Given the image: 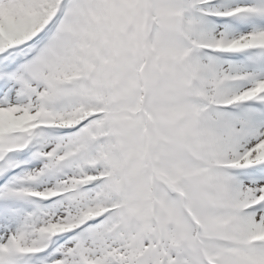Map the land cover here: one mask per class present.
<instances>
[{"label": "snow or ice", "instance_id": "1", "mask_svg": "<svg viewBox=\"0 0 264 264\" xmlns=\"http://www.w3.org/2000/svg\"><path fill=\"white\" fill-rule=\"evenodd\" d=\"M0 264H264V0H0Z\"/></svg>", "mask_w": 264, "mask_h": 264}]
</instances>
